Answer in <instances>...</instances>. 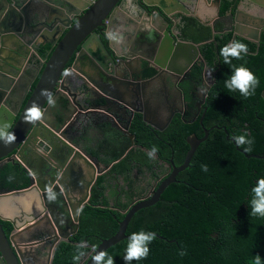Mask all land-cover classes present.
Instances as JSON below:
<instances>
[{
  "label": "water",
  "instance_id": "water-1",
  "mask_svg": "<svg viewBox=\"0 0 264 264\" xmlns=\"http://www.w3.org/2000/svg\"><path fill=\"white\" fill-rule=\"evenodd\" d=\"M131 1L0 0V117L8 116V120L0 122V135L11 133L15 136V140L11 142L0 139V164H19L30 183L21 190H0V264H30L23 256L21 244L29 242L34 246L40 245L41 243L32 239L44 234L47 226L56 244L61 240L68 242L79 232L81 211L90 202L99 177L109 173L115 164L137 148L135 136L130 133L136 96L134 84L125 85L115 77L106 92L96 80L91 81L98 70L90 73L91 70L81 72L78 68L80 63L84 69L89 68L87 60H91L89 56L96 59V50L101 52L102 58L106 56L111 61L102 40L109 37L107 27L113 20L115 7ZM250 1L253 5L264 7V0ZM135 2L144 11L157 9L163 13L162 16H151V22L148 23L152 28L148 34L150 38L145 39L149 50L147 53L158 55L155 64L157 69L166 70L168 64L175 62L174 65L183 67V71H189L195 62L194 55L201 56L200 45L175 40L179 34L169 30L173 17L167 10L172 7L179 9L187 18H195L209 25L214 34H217V22L222 21L225 26H229L223 33H233V41L240 37L260 45L261 28H247L241 13L236 17L235 13L221 17V0ZM203 6L212 12L213 17L209 21L203 20L200 15ZM23 42L25 46L22 45ZM79 49L83 51L77 54ZM141 51L144 52L143 49ZM72 63V68L69 69L68 66ZM101 67L111 73L106 72L110 77L115 76V67L109 69L105 64H101ZM69 72L73 75L71 87L67 85ZM17 74L19 75L16 76ZM44 92L49 95H43ZM12 95L18 100L15 101ZM49 96L53 103H49ZM262 99L264 100V92ZM7 101L14 105L11 112L6 110V105L10 108ZM94 102H99V112H88L82 106V103ZM33 107L37 110L36 116L30 114L29 110ZM136 112L147 126L164 130L143 110ZM93 113L105 115V128L117 130L132 143L124 157L108 166H103L100 159L94 157L88 149L81 148L69 138L70 133L77 134L81 131L84 124L82 119H89ZM173 116L167 119L166 128ZM87 121L92 124L91 119ZM210 132L205 130L203 139L195 135L189 137L187 142L190 150L184 164L176 167L171 160L173 171L169 178L158 187L152 197L136 203L125 213L115 236L103 240L98 248H91L87 264H94L92 256L97 252L106 253L120 242L129 240L127 230L132 219L140 211L160 202L166 189L176 183L179 174L190 167L196 152L208 140ZM226 133L228 135L227 131ZM227 140L232 141L248 159L264 160L261 156H248L229 136ZM40 146L44 147V151ZM142 150L149 153L145 148ZM39 153H43L49 160L44 162ZM50 193L55 196L54 200L49 199ZM2 223L11 226L13 232L10 237L6 235ZM64 224L67 226V235L63 234ZM156 237L163 239L158 235ZM53 259L54 256L51 264Z\"/></svg>",
  "mask_w": 264,
  "mask_h": 264
},
{
  "label": "trees",
  "instance_id": "trees-1",
  "mask_svg": "<svg viewBox=\"0 0 264 264\" xmlns=\"http://www.w3.org/2000/svg\"><path fill=\"white\" fill-rule=\"evenodd\" d=\"M228 8L222 9V15ZM184 23V39L201 45V54L208 66L217 71V87L206 105L203 122L200 119L186 124L177 119L165 133H158L137 116L130 129L137 148L125 158L120 160L132 143L111 127L90 153L104 166L120 160L109 174L127 178L133 169L150 170L160 160L171 162L172 159L174 166L181 167L190 150L189 137L195 135L203 139L205 129L211 131L190 167L166 189L160 202L132 219L127 236L144 231L154 232L163 239L156 237L148 245L147 259L133 260L131 264H251L257 255L264 264V219L251 216L255 188L264 179V160L248 159L227 140V136L234 140L233 137L247 133V139L253 143H246L244 147L236 145L248 156L264 157V32L259 46L237 39L247 45L248 52L240 59L233 58L228 65L221 49L233 42V33L214 34L211 27L194 18L184 19ZM233 65L247 68L259 80V84L249 88L250 97L239 91L229 92L225 87V81L234 74ZM153 146L158 148V161L149 159ZM247 147H251V151H245ZM1 174L11 190L25 189L30 184L20 165L9 164ZM107 176L99 179L93 198L81 211L79 232L60 244L53 264H76L73 256L83 252V258L92 247L98 248L103 240L118 233L125 215H118V210L110 206L105 194ZM128 242L124 240L106 252L114 258L115 264H126L123 256Z\"/></svg>",
  "mask_w": 264,
  "mask_h": 264
},
{
  "label": "flooded vegetation",
  "instance_id": "flooded-vegetation-1",
  "mask_svg": "<svg viewBox=\"0 0 264 264\" xmlns=\"http://www.w3.org/2000/svg\"><path fill=\"white\" fill-rule=\"evenodd\" d=\"M259 1L261 2V0ZM153 2H155V0H153ZM232 5L233 9H236L234 11L235 17L237 16V14L241 13L243 15L242 20H244L247 24L246 27L248 28L249 26H252L261 28L260 32L262 36V33L264 32V7L261 8L259 6L253 5L250 0H221L222 9L227 6L232 7ZM115 8L116 10L113 16V20L111 24H109V27H107L108 36L110 33H119V35L123 36L124 39L119 44L116 41L109 39V37H107L106 39L103 38L102 40L109 52V55L111 56L112 63H110L111 61L109 57L107 58L106 56H104L102 58L100 56L101 52L99 50H96V59H93V56H89V59L91 60H87L86 65L88 64L89 68L84 69L82 63H80L78 65L79 70L81 72L91 70L90 73L98 70L94 77L91 78V81L96 80L98 85H100L106 92H108V90L106 89L110 88L112 83L111 81L112 79H115V77H117L116 79H118L119 81L124 82L123 84L125 85H127L128 83H133L136 95L133 101V121L137 116H139L136 111L143 110L148 114V117L158 125V127L164 129L163 131H159L152 128L158 133H165L168 128H170L171 124L177 119L186 124H193L200 119L201 121L202 119L204 120L205 113L207 111L206 105L212 99V91H215L217 87V71L212 70L208 66L202 54L199 57H195L194 55L193 60L195 62L189 71H183V67L181 68L174 65L175 62L168 64L166 70L157 69L155 64L158 55H155L152 52L147 53V51H141L142 48L140 46V41H142L146 34H149L147 31V25L149 22H151V16L155 17L157 14L162 16L163 13L157 9H149L144 11L140 6H138V3L135 2V0L128 2L127 4H119ZM167 11H170L173 17V22L171 23L172 25L169 26V30H172L175 34H179V36L176 37L175 40L180 39L183 42H188L183 37V31L186 29L184 19H187V17L183 13H181L179 9H175L174 7H172V9H168ZM220 13L221 17L226 15H222V12ZM129 16H135L134 18L136 20H140L141 22L142 18L145 17L143 21L144 23L138 31V37L135 42L131 39V35L129 34V31L132 29L134 24L133 21L128 18ZM167 21L169 20L167 19ZM75 22L76 21H74V23ZM225 28L229 29V26H225L222 21L217 22V33H223V30ZM244 36L246 35L244 34ZM237 39L244 38L239 37ZM253 44L256 45V43ZM22 45L25 46L26 44L24 43ZM82 51V49H79L77 54H80ZM160 60H162V57L160 58ZM185 62L183 63V65L185 64ZM101 64H105L109 69L112 68V66L115 67V69L113 70L114 73L112 72L115 76L110 77L106 73L108 71H104V69L101 67ZM72 65L73 63L70 64L68 68L71 69ZM37 66L38 63L35 64V67ZM19 74H17L16 76H18ZM72 76L73 75L69 72L67 77V85L69 87H71L70 83ZM107 84H109V86ZM202 89L204 90L203 92H201ZM83 90H85V85ZM111 92H113V90ZM12 98H14L15 101L18 100V98L14 97L13 95ZM98 103L99 102H94L92 104L82 103V106L84 109L88 110V112H99L98 109L100 107ZM8 104L10 108H8L6 105V110L8 112H11L10 109L11 107H14V105L11 104V102H8ZM171 115H174L173 119L169 126L166 128L165 123ZM121 117H124L123 114H121ZM89 119L92 120V124H87L86 127L83 128L80 132H77V134L70 133L69 138L72 139L76 144L80 145L81 148L84 147V149H88L87 151L90 152L91 149H96L97 145L101 141V135H105V131L107 128H105L103 123L107 118L103 114L93 113L89 116ZM2 120L4 122L5 120H8V116L0 117V122ZM123 125L126 126L127 123H123ZM40 148L42 151H44L43 146H40ZM42 154L43 153H39L41 159H44L43 161L47 162L49 158L45 157ZM153 159L155 161L160 160L157 153H155ZM9 164H0V190L9 189L6 187L7 179L2 178L1 174V172L4 171V169ZM172 166L173 164H171L170 160H168V162L160 160L159 162H157V164L155 163L154 166L150 168V170L146 167L144 168V171L133 169V172L130 173L129 177L127 178L121 175L107 173L106 176H109H107L106 178L107 180L105 185V194L107 198L110 199V206L118 210V215H125V213L134 205H136V203L153 196L158 187L167 178H169L170 174L173 171ZM100 178L101 177H99V179ZM99 179L93 188L91 199L93 198V192L98 185ZM125 206L128 207L125 208ZM2 224L6 235L10 237L13 232L11 226L7 223ZM46 230H44V234H39V237H35L32 239L36 240L38 243H41L40 245L34 246L33 244H29V242H24L23 244H21V246H23V256L25 260L28 261V263L51 264V260L60 244L62 242H67V240H61L56 244L53 236L48 232L50 230L48 226L46 227ZM63 234L67 235V226L64 227ZM76 235L72 236L71 238L75 237ZM89 254L90 252H88L86 256L81 258L79 264H87L90 260Z\"/></svg>",
  "mask_w": 264,
  "mask_h": 264
},
{
  "label": "clouds",
  "instance_id": "clouds-1",
  "mask_svg": "<svg viewBox=\"0 0 264 264\" xmlns=\"http://www.w3.org/2000/svg\"><path fill=\"white\" fill-rule=\"evenodd\" d=\"M109 38L116 41L118 44L121 43L124 39V37L119 35V33H110ZM247 52V45L240 41H233L221 49V55L224 58V62L228 65L232 64L233 58L240 59L242 58V54L246 55ZM233 68L234 74L229 80L225 81V87L229 92L239 91L240 94L250 97L251 95L249 93V88L255 87L257 84H259V80L253 75L250 70L243 66L235 67L233 65ZM203 91L204 90L202 89L201 92ZM42 94L49 95L47 92H44ZM49 103H53L50 96ZM29 111L32 116H36L37 110L35 107L30 109ZM0 139H6V142H11L15 140V136L11 133H5L3 135H0ZM233 139L240 147H244L246 143L249 145L253 143L252 140L247 139V133H245L244 135L235 136L233 137ZM244 150L251 151V147H247ZM157 151L158 148L153 146L151 152L149 153V159L154 158ZM204 170L207 171L206 166L204 167ZM255 195L256 199L252 201L253 211L251 212V216L264 219V179H261L259 182V186L255 188ZM49 199L54 200L55 196L50 193ZM155 239L156 234L154 232L141 231L139 233H133L129 237L126 254L123 256V260L126 262V264H131L133 260L139 262L143 259H147L150 251L148 245ZM83 255L84 253L80 252L79 255L73 256L72 260L75 261L76 264H78L81 256ZM92 261H94V264H115L114 258L110 255H107L105 252H97L96 255L92 256ZM251 264H262L261 257L257 255L251 262Z\"/></svg>",
  "mask_w": 264,
  "mask_h": 264
},
{
  "label": "crops",
  "instance_id": "crops-1",
  "mask_svg": "<svg viewBox=\"0 0 264 264\" xmlns=\"http://www.w3.org/2000/svg\"><path fill=\"white\" fill-rule=\"evenodd\" d=\"M226 1V0H225ZM158 2V1H157ZM209 8H206V7H204L203 6V8L201 9V13H200V15H202L201 17H202V19L203 20H205V21H209L210 20V18L211 17H213V15H212V12L210 11V10H208ZM221 10H220V12H222V8H220ZM233 5H232V7H230L229 6V8H228V10H227V12H226V15L225 16H228L229 14H231V13H234V11L236 10V9H233ZM129 19H131L132 21H133V23L135 24H133V27H132V29L129 31V34L131 35L130 37H131V39L135 42L136 40H137V37H138V31L140 30V28H141V26L143 25V21H144V19H145V17L144 18H142V22L140 21V20H136L134 17H132V16H129L128 17ZM195 19V18H194ZM196 20H198V19H196ZM199 21V20H198ZM201 24H203L202 23V21H199ZM204 25H207V24H204ZM115 26H117V25H115ZM207 26H209V25H207ZM147 31H148V33H150L151 32V30H152V28H151V25H147ZM210 27V26H209ZM213 30V29H212ZM146 38H150L149 37V35L148 34H146V36L142 39V41H140V46H141V48L144 50V51H149L148 50V47H147V44H146V42H145V39ZM131 40V41H132ZM132 44H134V43H132ZM24 67L26 68L27 67V65L25 64L24 65ZM82 122H84V124L81 126V130L83 129V128H85L86 127V125L87 124H89L90 125V123L87 121V120H83L82 119ZM104 137H105V135H101V139L100 140H102V139H104ZM99 140V141H100ZM84 148V147H83Z\"/></svg>",
  "mask_w": 264,
  "mask_h": 264
}]
</instances>
